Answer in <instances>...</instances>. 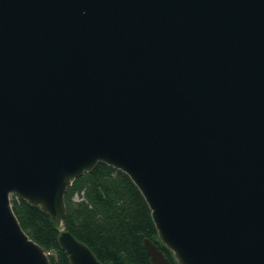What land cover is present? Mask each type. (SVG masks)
I'll return each instance as SVG.
<instances>
[{
	"label": "water",
	"instance_id": "water-1",
	"mask_svg": "<svg viewBox=\"0 0 264 264\" xmlns=\"http://www.w3.org/2000/svg\"><path fill=\"white\" fill-rule=\"evenodd\" d=\"M99 161L136 182L180 264H264V0H0V264H52L13 193L71 264H103L63 226Z\"/></svg>",
	"mask_w": 264,
	"mask_h": 264
},
{
	"label": "trees",
	"instance_id": "trees-1",
	"mask_svg": "<svg viewBox=\"0 0 264 264\" xmlns=\"http://www.w3.org/2000/svg\"><path fill=\"white\" fill-rule=\"evenodd\" d=\"M11 200L21 225L47 249L51 263L71 264L58 240L60 228L51 215L16 193ZM65 200L63 226L86 242L103 264H153L146 239L160 246L170 264H180L160 239L146 197L123 169L99 161L73 180Z\"/></svg>",
	"mask_w": 264,
	"mask_h": 264
}]
</instances>
